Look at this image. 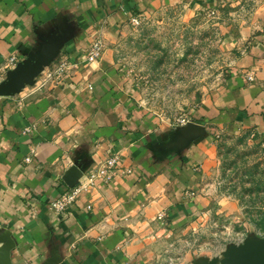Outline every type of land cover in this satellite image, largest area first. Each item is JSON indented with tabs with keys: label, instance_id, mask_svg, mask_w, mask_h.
Segmentation results:
<instances>
[{
	"label": "crops",
	"instance_id": "0c3cea01",
	"mask_svg": "<svg viewBox=\"0 0 264 264\" xmlns=\"http://www.w3.org/2000/svg\"><path fill=\"white\" fill-rule=\"evenodd\" d=\"M218 1L0 0V83L12 57V70L34 63L57 40L43 71L64 56L73 66L41 91L0 98V235L15 243L11 264H158L166 242L158 214L175 230L208 208L215 137L252 133L264 147V0H243L248 20L222 27L229 76L183 128L147 114L115 52L137 13L185 5L194 16ZM96 36L105 50L93 65ZM110 158L119 160L112 180L96 179L64 215L50 209L73 169L85 182Z\"/></svg>",
	"mask_w": 264,
	"mask_h": 264
},
{
	"label": "rangeland",
	"instance_id": "374dc122",
	"mask_svg": "<svg viewBox=\"0 0 264 264\" xmlns=\"http://www.w3.org/2000/svg\"><path fill=\"white\" fill-rule=\"evenodd\" d=\"M249 7L248 1L219 0L194 16L181 5L131 17L115 52L134 81L139 104L161 126L183 128L181 118L193 123L190 113L228 78L231 59L220 48L228 33L222 27L248 20ZM95 39L105 46L102 37ZM7 66L0 85L13 71ZM54 70L43 71L16 96L43 90L41 80ZM251 135L215 137L218 155L210 203L188 225L171 230L168 213L158 214V229L166 232L158 264H220L234 247L264 240V147Z\"/></svg>",
	"mask_w": 264,
	"mask_h": 264
},
{
	"label": "water",
	"instance_id": "95a60500",
	"mask_svg": "<svg viewBox=\"0 0 264 264\" xmlns=\"http://www.w3.org/2000/svg\"><path fill=\"white\" fill-rule=\"evenodd\" d=\"M60 42L61 40H57L51 44L36 62L27 61L9 72L7 81L0 85V97H14L20 94L27 85L33 86L44 67L47 66L49 59L56 55V47ZM79 178V171L73 169L63 180L69 189H73L78 185ZM0 245L2 246L0 264H11V254L15 243L9 233L4 232L0 235ZM46 264L56 263L51 260ZM220 264H264V240L259 244H252L248 241L242 246L234 247Z\"/></svg>",
	"mask_w": 264,
	"mask_h": 264
},
{
	"label": "built area",
	"instance_id": "2783aa9c",
	"mask_svg": "<svg viewBox=\"0 0 264 264\" xmlns=\"http://www.w3.org/2000/svg\"><path fill=\"white\" fill-rule=\"evenodd\" d=\"M104 50H105V46L102 43V41L95 40L88 50V53L86 56L87 63L93 64V65L98 63L104 53ZM16 62H17V59L15 57H12L8 62L7 68L15 65ZM72 67L73 66L69 62V59L65 56L62 57L59 60L58 65L55 66L54 72L48 74L45 79L41 80L40 86H39L40 89L46 88L47 85H49L50 83L60 82L62 79L68 76L69 71L72 69ZM247 80L249 82H252L254 81V78L252 75H247ZM178 124H180V126H185L188 124V119L181 118L178 120ZM28 161L30 160L28 159ZM118 163H119L118 158L108 159L103 164L102 167H100L99 169L95 171H91L89 173V176L87 177V181L79 182L78 185L73 189L68 188V190L62 193L58 199L51 202L50 209L62 215L66 214L70 210V208L73 205H75L80 194L83 191H85L89 185H93L96 179L102 178V179H105V181L112 180L117 175ZM127 173H131V171H127L126 173H122V174H127Z\"/></svg>",
	"mask_w": 264,
	"mask_h": 264
}]
</instances>
